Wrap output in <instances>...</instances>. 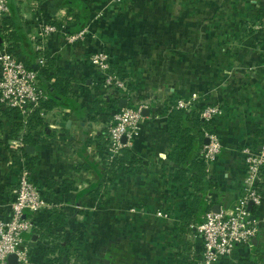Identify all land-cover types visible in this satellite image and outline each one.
Instances as JSON below:
<instances>
[{
  "label": "crops",
  "instance_id": "0c3cea01",
  "mask_svg": "<svg viewBox=\"0 0 264 264\" xmlns=\"http://www.w3.org/2000/svg\"><path fill=\"white\" fill-rule=\"evenodd\" d=\"M108 1L9 0L8 16L20 35L15 54L28 67L38 69L36 46L42 43L65 69L71 86L65 98L39 111L43 118L39 126L29 122L30 116L25 122L18 110L3 109L0 104V219L11 216L9 204L26 166L43 197L55 205L53 209L67 215V225L55 232L68 239L77 235L71 255L75 250L81 254L79 264H179L182 256L201 264L203 235L191 228L180 233L176 227L194 188L189 179L179 177L170 158L167 112L181 98L189 100L191 108L197 106L198 99L222 107L223 114L212 124L223 146L209 166L216 188L206 185L205 196L216 202L213 210L220 204L221 210L229 212L244 193L242 149L250 146L264 153V0H163L161 11L152 7L145 19L132 9L106 8ZM259 8L262 36H256L260 35L258 26L245 41L243 38L240 54L220 50V42L236 43L224 28H232V24L223 25L220 15L246 17ZM78 14L89 17L81 29L87 31V37L71 43L65 34L72 33ZM5 18L0 14V27ZM44 21L63 25L42 40L35 31ZM138 22L141 26H134ZM238 23L234 21L233 29L240 28ZM221 29L226 36L220 35ZM176 41L182 46L178 62L165 59L169 69L147 65L153 81L157 74L162 76L161 85L154 81L140 88L135 84L131 98L107 87L91 66L95 50L107 51L112 61L118 62L121 48L128 43L160 46ZM255 43H262V54ZM146 54L152 61L161 60L157 52ZM166 55L173 58V53ZM40 81L51 96V81L41 74ZM145 98L152 103L150 113L144 115L140 133L111 179L99 147L105 150L112 116L123 105L139 104ZM202 144L196 138L191 159L200 157ZM258 184L262 202L250 209L260 222L257 241L250 247H237L232 256L217 264H264V166ZM160 210L169 217H158ZM50 211L32 213L38 229ZM38 229L25 234L24 244L34 264H52L49 240L43 239ZM71 255L64 258L67 264H71Z\"/></svg>",
  "mask_w": 264,
  "mask_h": 264
},
{
  "label": "built area",
  "instance_id": "2783aa9c",
  "mask_svg": "<svg viewBox=\"0 0 264 264\" xmlns=\"http://www.w3.org/2000/svg\"><path fill=\"white\" fill-rule=\"evenodd\" d=\"M0 14L7 17L10 14L9 0H0ZM56 22V21H55ZM255 27V26H254ZM60 30L54 22L39 23L35 36L47 40L48 36ZM86 30L67 34L69 42L83 41ZM36 50L40 53V65L44 64V45L39 43ZM94 72L102 77L107 87H114L122 93H128L126 79L110 73L111 59L105 50H95L90 57ZM47 99V94L41 85L38 69L28 67L15 53L8 50L7 45L0 44V104L3 109L18 110L27 122L29 116L34 113ZM189 100L179 99L175 103L177 108H189ZM150 106V100L133 106L120 107L112 116L105 149L109 160L121 154L125 147L133 146L136 136L142 128L144 118L143 109ZM221 116L219 106L209 105L202 117L209 123H213L216 116ZM205 137L208 139L201 151V158L206 165L209 176V166L215 162L222 149L221 140L214 131L207 129ZM124 138L126 141H124ZM242 155L246 166L244 178V193L238 202L225 212L209 210L204 215L202 223L193 226L204 238V252L201 264H217L221 259L232 256L237 247L252 246L253 239L259 230V221L249 208L251 202L261 204L262 195L259 191V179L264 166V153L250 146L242 149ZM11 216L8 219H0V264H11L9 256L16 254L17 264H34L29 248L24 244V235L39 228V224L26 214L48 211L55 208L40 192L38 186L31 177L28 167L24 166L19 175L18 184L13 192V198L9 204ZM160 218H168L169 214L163 210L156 213ZM75 256L71 255V264Z\"/></svg>",
  "mask_w": 264,
  "mask_h": 264
},
{
  "label": "trees",
  "instance_id": "16d2710c",
  "mask_svg": "<svg viewBox=\"0 0 264 264\" xmlns=\"http://www.w3.org/2000/svg\"><path fill=\"white\" fill-rule=\"evenodd\" d=\"M88 19V15L78 14L77 23L72 28L71 32L77 33L79 30L81 31L88 23ZM54 23L58 26L63 25L58 22ZM254 30L256 29L252 26V31ZM5 41L9 42L7 46L8 50L15 53V49L19 45L20 35L18 31L13 28V22L9 16L4 19L3 27H0V44L3 45ZM41 54L44 56V64L39 65L38 70L41 75L51 81L49 86V93L51 96L48 95L47 99L41 103L38 110L30 115L29 122L32 123L34 127L43 123V118L39 111L41 109L45 110L53 107L60 97L65 98L71 86V80L67 77L65 69L56 64L55 58L50 57L45 50L41 52ZM109 72L118 75L122 79H126L127 77V70L118 62L112 61V59ZM128 89L129 92L125 93L126 97L135 89L132 82L128 83ZM129 98H131V96H129ZM143 101H147L146 98ZM196 104L197 106L192 108L191 106L189 108H177L174 106L171 111L167 112L168 137L171 143L170 158L177 165L179 177L181 179H189L194 188L192 195L186 199V212L182 216L180 224L176 226L177 231L180 233H185L187 228L195 229L193 226L202 223L205 213L212 210L216 203L212 200L209 202L205 196L206 185L216 188L214 180L210 176H207L205 162L201 158H190L196 144V138L199 137L203 146L206 143L205 131L210 129L209 122L202 117V111L209 105L204 103L201 99L196 100ZM133 105V103H129V106ZM27 137L28 135L26 138ZM99 152L109 169L108 171L112 179L116 175L117 168L123 164V154L128 155L129 149L125 147L119 156L111 160H109L106 149L104 150L99 147ZM26 215L31 216L32 213L28 212ZM202 216L203 220H200L199 218ZM66 225L67 215L59 209H53L50 211L48 218L42 223L41 228L38 229L40 236L43 239L49 240V252L53 255L49 261L52 264H67L64 258H69V255H71V246L78 239V237H76L77 235L68 239L64 233L55 232V229L61 230ZM66 239H68L67 243L64 242ZM179 264H194V262L190 261V259L188 260V257L182 256L179 259ZM239 264L249 263L240 262Z\"/></svg>",
  "mask_w": 264,
  "mask_h": 264
},
{
  "label": "rangeland",
  "instance_id": "374dc122",
  "mask_svg": "<svg viewBox=\"0 0 264 264\" xmlns=\"http://www.w3.org/2000/svg\"><path fill=\"white\" fill-rule=\"evenodd\" d=\"M162 6H163V0H109L106 8H112L113 7L115 9H118L121 11L132 9L138 13L139 17L142 16V18L145 19V18H147L146 15L150 14V12H151L150 10H152V7L158 11H161L160 8ZM177 7H178V5H177ZM261 13H262V8H259L258 11H254L251 15H247L246 17L245 16L241 17L240 16L241 14L238 13L240 18L236 17V14H234L235 18H233V17L231 18V15L228 16V18H224L226 14H221L220 20L222 19L223 25H224V23L225 24H232L231 25L232 28L231 27L227 28L226 25H224L225 26L224 28L227 29L228 36L232 37L233 42H236V43H232V42L225 43V41L223 40L224 41L223 44L220 42L219 49L221 50L223 48H226L227 50L230 49L232 51L233 55L240 54V52L243 49L242 43L247 39L248 33L252 32V26H255V29H258V26H260V28L257 30V34H260V35H256V36H262V21L260 18H258V16L262 17V15H260ZM227 15H229V14H227ZM236 20H237V23L239 21H241V22L243 21V24H241V25L238 23L240 26V28L238 30L233 29V25H234L233 23ZM226 21H227V23H226ZM140 23L142 24V22H140ZM140 23L139 22L134 23V26L140 27L141 26ZM234 32H237V33L234 34ZM91 33L93 36L95 35V34H93V32H91ZM220 33H221L220 34L221 36H224V35L226 36V31L224 29H221ZM67 34H65V36ZM143 35L139 34L138 36H143ZM251 35H253V34H251ZM86 37H87V34H86ZM160 37L161 36H159L158 38H160ZM243 38H244V41H243ZM253 38H256V37L254 36ZM3 45H5V44H3ZM244 45H245V43H244ZM253 45H255L258 49H260L261 51H259V52L262 54V43L261 44L255 43ZM121 49H122V51H121L122 55H120L118 57L117 61L123 68H125L127 70L126 81H127V83L132 82L134 84V86H135V84H138L140 88H146L147 86L153 84L154 81L156 82V84H158V86L161 85L160 80H161L162 76L157 74L156 78H154V81H153V78L151 77V73H149L150 72L149 66H147V65H149V64L152 65V63L153 64H159L160 66L164 67L163 69H165V68L169 69L170 67L168 65L165 67V64H166L165 59H170V61L172 63L178 62V59H179L178 56L182 52V46H180L177 41L173 42L172 44H167V45L160 43V46H157V44H155L154 46L147 45V44L146 45L137 44L136 46H134L133 43H131V44L128 43L127 45L123 46ZM146 51L147 52H153V53L154 52L159 53V55H157V57H158V59H159V57H161V60H153L152 61V58L146 54ZM168 53H173V58H168L166 55ZM168 56H170V55H168ZM138 58H140V59H138ZM148 75H149V77H147ZM134 105H136V104H134ZM211 105L219 106L221 113L223 114V109L220 105H217V104H211ZM216 118H220V116L218 115L215 117V119ZM209 124H210V130H212L216 134H218V132L215 129H213V127H212L213 123H209ZM72 254L75 256V258H74L75 260L73 261V263L79 264L81 261V259H80L81 254L79 252H77V250H75Z\"/></svg>",
  "mask_w": 264,
  "mask_h": 264
},
{
  "label": "water",
  "instance_id": "95a60500",
  "mask_svg": "<svg viewBox=\"0 0 264 264\" xmlns=\"http://www.w3.org/2000/svg\"><path fill=\"white\" fill-rule=\"evenodd\" d=\"M124 106H126V105H123L122 107H124ZM149 113H150V109L149 108L143 109V115H148ZM124 141H126L125 138H124ZM205 142H208L207 138L205 139ZM253 206H254V203L251 202L250 205H249V208L252 209ZM220 209H221V205L220 204L215 205V207H214V211L215 212H220ZM256 241H257V238L255 237L253 239V243L256 242ZM9 261H10L11 264H17V256H16V254H11L9 256Z\"/></svg>",
  "mask_w": 264,
  "mask_h": 264
}]
</instances>
